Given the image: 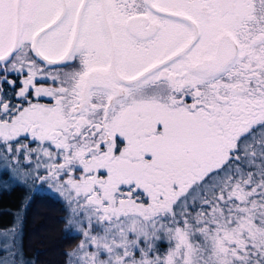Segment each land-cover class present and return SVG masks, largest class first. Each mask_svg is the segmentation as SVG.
I'll return each mask as SVG.
<instances>
[{
    "label": "snow or ice",
    "instance_id": "obj_1",
    "mask_svg": "<svg viewBox=\"0 0 264 264\" xmlns=\"http://www.w3.org/2000/svg\"><path fill=\"white\" fill-rule=\"evenodd\" d=\"M0 176L69 264H264V0H0Z\"/></svg>",
    "mask_w": 264,
    "mask_h": 264
},
{
    "label": "trees",
    "instance_id": "obj_2",
    "mask_svg": "<svg viewBox=\"0 0 264 264\" xmlns=\"http://www.w3.org/2000/svg\"><path fill=\"white\" fill-rule=\"evenodd\" d=\"M58 202L48 194L34 193L28 198L27 189L20 184L0 190V229L10 227L15 213L26 203L21 246L23 256L33 264H67L65 254L79 243L78 235L65 231L60 218L64 209Z\"/></svg>",
    "mask_w": 264,
    "mask_h": 264
},
{
    "label": "rangeland",
    "instance_id": "obj_3",
    "mask_svg": "<svg viewBox=\"0 0 264 264\" xmlns=\"http://www.w3.org/2000/svg\"><path fill=\"white\" fill-rule=\"evenodd\" d=\"M5 180H6L5 176H0V190L2 188H6V187H9L11 185V184H9L8 186H5V183H4ZM20 185H23L27 189L28 198L30 197V195H32L34 193H38V194H48L49 196H51L54 199L58 200L62 204V207L64 209V210H62L63 211V215H61L60 218H63V226L65 227V230H66V228H67L66 221H67V219L70 216V208L67 205V203H66V201H65V199L63 197L59 196L53 189H50L47 185L33 186L31 181H29L27 183V185H25L23 183H21ZM25 208H26V203H24V205L21 207V209L18 210L15 213V217H14V221H13L12 225L10 227H8V228L0 229V232H3L4 230L11 229V228H13L15 226L17 228L18 233H19V235H18V243L20 245H21L22 216H23V211H24ZM69 234H75V233H69ZM72 250H68V252H71ZM0 255H2V253H0ZM23 258H24L25 261L31 262V264H33V261H31L30 259H27L24 256H23ZM69 261H70V258L67 256V264H69Z\"/></svg>",
    "mask_w": 264,
    "mask_h": 264
},
{
    "label": "flooded vegetation",
    "instance_id": "obj_4",
    "mask_svg": "<svg viewBox=\"0 0 264 264\" xmlns=\"http://www.w3.org/2000/svg\"><path fill=\"white\" fill-rule=\"evenodd\" d=\"M41 102L47 103L49 102L47 98H44Z\"/></svg>",
    "mask_w": 264,
    "mask_h": 264
}]
</instances>
